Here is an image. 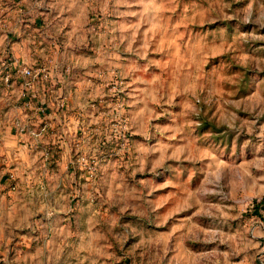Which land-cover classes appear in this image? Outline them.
<instances>
[{
	"label": "rangeland",
	"instance_id": "obj_1",
	"mask_svg": "<svg viewBox=\"0 0 264 264\" xmlns=\"http://www.w3.org/2000/svg\"><path fill=\"white\" fill-rule=\"evenodd\" d=\"M34 8L75 25L43 38L85 90L77 159L0 264H264V0H0V33Z\"/></svg>",
	"mask_w": 264,
	"mask_h": 264
},
{
	"label": "crops",
	"instance_id": "obj_2",
	"mask_svg": "<svg viewBox=\"0 0 264 264\" xmlns=\"http://www.w3.org/2000/svg\"><path fill=\"white\" fill-rule=\"evenodd\" d=\"M46 13L43 9L34 8L10 18L6 16L0 33V53L8 50L19 64L47 74L34 83L35 93L28 107L20 104L18 77L12 75L9 85L0 82V238L5 233L3 225L18 222L29 225L40 221L33 215L34 205L23 197L26 188L28 191L34 188L41 194L62 192L68 189L63 179L75 174L72 163L77 155L72 153L70 145L76 135L78 120L73 119L76 112L72 110L74 104L70 101H73V92L85 90L70 64L74 58L70 55L65 61L62 55L56 57L49 53L45 41L54 38V34L45 41L43 38L47 25L54 30H71L75 25L63 26V22H68V17H71L67 13L54 10L47 13V19H43ZM63 17L67 19L63 20ZM36 105L42 107L37 113L33 110ZM13 120L25 123V131L17 132L11 123ZM28 129L37 132L35 145ZM34 176L36 184L30 182ZM24 181H27L26 185ZM43 205L38 202V209ZM262 205L259 201L253 204V212L260 217H264L259 211L264 210ZM52 219L42 220V224L54 223L55 218ZM29 233L26 230L22 234L26 236ZM257 235L263 237L259 242L264 241V229H257ZM261 256L264 258V253Z\"/></svg>",
	"mask_w": 264,
	"mask_h": 264
},
{
	"label": "built area",
	"instance_id": "obj_3",
	"mask_svg": "<svg viewBox=\"0 0 264 264\" xmlns=\"http://www.w3.org/2000/svg\"><path fill=\"white\" fill-rule=\"evenodd\" d=\"M11 55L6 51L4 53V60L6 62L4 66V70L1 71L0 80L3 85H9L11 82V77L14 75L15 77L19 78L21 88L18 92V97L20 99V104L24 107H28L29 103L32 99V96H34L35 91L33 90L34 83L36 82L37 78L39 77H46V72L39 70L34 71L31 67L18 64V67L15 66L13 62H15L16 59L10 58ZM34 112H38L42 110V107L40 105H36L33 108ZM13 127L17 132H24L26 128V124L19 121V120H13L12 122ZM48 123H45V126H47ZM29 134L33 137L32 144H36V131H33L31 129H28Z\"/></svg>",
	"mask_w": 264,
	"mask_h": 264
},
{
	"label": "trees",
	"instance_id": "obj_4",
	"mask_svg": "<svg viewBox=\"0 0 264 264\" xmlns=\"http://www.w3.org/2000/svg\"><path fill=\"white\" fill-rule=\"evenodd\" d=\"M260 202L264 204V195L260 198L259 203ZM262 206H264V205H262Z\"/></svg>",
	"mask_w": 264,
	"mask_h": 264
}]
</instances>
